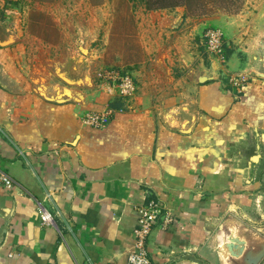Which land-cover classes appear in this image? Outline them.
Masks as SVG:
<instances>
[{
	"label": "crops",
	"instance_id": "crops-1",
	"mask_svg": "<svg viewBox=\"0 0 264 264\" xmlns=\"http://www.w3.org/2000/svg\"><path fill=\"white\" fill-rule=\"evenodd\" d=\"M18 3L0 0V169L14 180L0 183V264H128L136 206L152 196L174 217L148 234L152 264H264V0L235 13L140 7L141 47L123 60L136 83L128 99L89 83L92 63L106 65L91 15L74 46L44 54ZM209 26L224 35L222 57L203 47ZM80 57L85 68L70 63ZM237 73L241 93L228 79ZM105 109L106 125L83 120ZM229 235L244 241L239 256L222 252Z\"/></svg>",
	"mask_w": 264,
	"mask_h": 264
},
{
	"label": "rangeland",
	"instance_id": "rangeland-1",
	"mask_svg": "<svg viewBox=\"0 0 264 264\" xmlns=\"http://www.w3.org/2000/svg\"><path fill=\"white\" fill-rule=\"evenodd\" d=\"M15 1L19 2V6H22V9L20 8L22 30L24 34L26 32L29 44L33 47L40 46L39 48H42L44 54L48 53V49L56 48V50H59L65 45L74 46L72 44L74 40L70 39L74 35L73 32L79 31V26L82 25L85 17L91 15V21L85 22L86 30L95 36L92 40V46L97 44V46L103 48L106 65L99 68L95 63H92V68L87 73L90 84L113 82L115 78H110L106 71L110 68L122 72L126 71L128 66L124 64L123 60L128 58L129 52L138 51V48L141 47V28L135 22L137 11L140 7H143L141 0ZM187 11L190 14H196L194 9H187ZM72 21L77 22L78 25H75ZM97 31L100 34L96 38ZM64 34L67 35L64 36ZM135 46L136 50L134 49ZM80 50H85L84 45L80 46ZM80 50L78 49V51ZM117 53H121V59L116 57ZM70 63L84 67L87 61L80 57L71 59ZM72 76L74 80L84 77L78 71L73 72ZM256 155L258 160L261 161L258 168V176L261 179L258 204L259 212L262 213V208L264 211V142L259 146ZM250 216L251 221L256 222V216ZM261 222H264V218Z\"/></svg>",
	"mask_w": 264,
	"mask_h": 264
},
{
	"label": "built area",
	"instance_id": "built-area-1",
	"mask_svg": "<svg viewBox=\"0 0 264 264\" xmlns=\"http://www.w3.org/2000/svg\"><path fill=\"white\" fill-rule=\"evenodd\" d=\"M226 46L224 35L219 28L206 27L203 32V47L208 53L222 57ZM106 73L110 78H115L110 84L117 87L119 97L122 99L132 97L136 91V83L130 72L110 68ZM228 79L237 93L243 91L248 81L247 77L238 73L230 75ZM83 120L92 126L101 127L109 122L110 112L107 109L90 111L84 115ZM0 183L11 188L14 180L0 169ZM136 213L137 226L134 230V244L133 249L127 253V262L128 264H152L146 245L148 234L155 226L168 227L174 221V217L165 203L154 196L146 198L145 202L137 205ZM40 220L43 223H50L52 221L51 213L43 208L40 210Z\"/></svg>",
	"mask_w": 264,
	"mask_h": 264
},
{
	"label": "trees",
	"instance_id": "trees-1",
	"mask_svg": "<svg viewBox=\"0 0 264 264\" xmlns=\"http://www.w3.org/2000/svg\"><path fill=\"white\" fill-rule=\"evenodd\" d=\"M96 1V0H95ZM147 10L184 6L186 9L196 10V14H210L215 11L235 13L244 0H141Z\"/></svg>",
	"mask_w": 264,
	"mask_h": 264
},
{
	"label": "water",
	"instance_id": "water-1",
	"mask_svg": "<svg viewBox=\"0 0 264 264\" xmlns=\"http://www.w3.org/2000/svg\"><path fill=\"white\" fill-rule=\"evenodd\" d=\"M243 248L244 241L235 235H229L227 241L221 245L222 252L232 256H239L243 252Z\"/></svg>",
	"mask_w": 264,
	"mask_h": 264
}]
</instances>
